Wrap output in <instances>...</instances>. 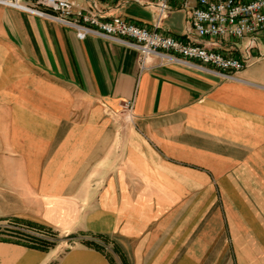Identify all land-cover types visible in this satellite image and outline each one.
<instances>
[{
	"label": "crops",
	"instance_id": "1",
	"mask_svg": "<svg viewBox=\"0 0 264 264\" xmlns=\"http://www.w3.org/2000/svg\"><path fill=\"white\" fill-rule=\"evenodd\" d=\"M98 3L150 29L157 14ZM160 32L195 38L177 10ZM258 43L229 80L193 62L142 72L121 40L80 41L0 6V222L77 239L48 252L0 242V264H114L88 242L114 246L121 264H203L207 242L234 264H264V34ZM106 111L128 113L130 130L108 128Z\"/></svg>",
	"mask_w": 264,
	"mask_h": 264
},
{
	"label": "built area",
	"instance_id": "2",
	"mask_svg": "<svg viewBox=\"0 0 264 264\" xmlns=\"http://www.w3.org/2000/svg\"><path fill=\"white\" fill-rule=\"evenodd\" d=\"M110 1L155 7L152 29L121 16L108 17L94 0H0V6L56 22L74 30L80 41L89 36L121 40L139 52L142 72L154 67L155 62L159 67L193 62L229 80L254 62V52L259 50L258 41L264 34V0ZM175 10L186 15L195 38L189 33L182 38L160 32ZM18 229L47 238L35 229Z\"/></svg>",
	"mask_w": 264,
	"mask_h": 264
},
{
	"label": "rangeland",
	"instance_id": "3",
	"mask_svg": "<svg viewBox=\"0 0 264 264\" xmlns=\"http://www.w3.org/2000/svg\"><path fill=\"white\" fill-rule=\"evenodd\" d=\"M94 1L98 2V0H94ZM127 10L132 12V13H140V12H142L143 9L139 5L133 3L129 6H127ZM105 120L108 121V123L107 122L106 123H107V127L110 129H117V130H121V131H126V130H130V128H131L130 116L125 111H123L121 113L120 112L115 113V112H111V111H106ZM118 152H119V155H118L117 161L119 163L124 162L125 161V153H121V151H118ZM10 226L11 225H10L9 221L8 222H0V228L7 229ZM9 229H11V228H9ZM55 233H57V232H55ZM0 239H9V238H6L4 236H0ZM56 240H57V246H61L64 250L70 248L71 246H73L74 243L77 242V239L72 237V236L64 237V236L59 235V234H58V237ZM96 244L100 245L101 247L106 248V244H104L103 242L102 243L97 242ZM207 245H208V248L206 250L205 249L203 250V256H202L203 264H234L233 260L230 259V254L232 251H231V249H228L229 247L227 248L226 246L219 243V246H218L219 249L216 250L215 248L211 247V244L209 242H207ZM109 247L110 248L104 249V252L106 253V255H108V257L111 259V261L114 264H121V261L119 259V255L116 254L115 247L112 245H109ZM216 257L218 258V260Z\"/></svg>",
	"mask_w": 264,
	"mask_h": 264
},
{
	"label": "trees",
	"instance_id": "4",
	"mask_svg": "<svg viewBox=\"0 0 264 264\" xmlns=\"http://www.w3.org/2000/svg\"><path fill=\"white\" fill-rule=\"evenodd\" d=\"M9 222L11 225H14L16 228L15 229L0 228V236L9 238V239H0V242H11L24 247L37 249L44 252H48L57 246L56 239L58 237V234L55 233L53 229L23 219H12ZM23 227L41 231L47 238H38L34 235L24 233L20 229H18ZM87 244L94 246L99 251H103L105 249V247H101L98 244H92L89 242Z\"/></svg>",
	"mask_w": 264,
	"mask_h": 264
}]
</instances>
